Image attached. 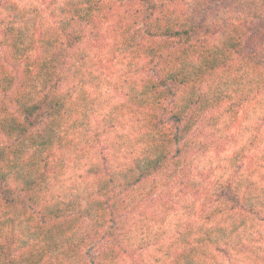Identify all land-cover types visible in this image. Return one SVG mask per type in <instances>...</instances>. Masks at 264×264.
<instances>
[{
	"label": "trees",
	"instance_id": "16d2710c",
	"mask_svg": "<svg viewBox=\"0 0 264 264\" xmlns=\"http://www.w3.org/2000/svg\"><path fill=\"white\" fill-rule=\"evenodd\" d=\"M0 264H264V0H0Z\"/></svg>",
	"mask_w": 264,
	"mask_h": 264
}]
</instances>
